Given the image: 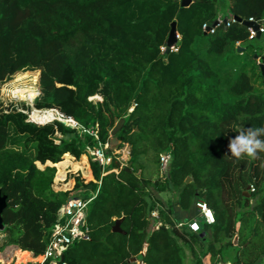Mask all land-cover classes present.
<instances>
[{
    "label": "trees",
    "instance_id": "16d2710c",
    "mask_svg": "<svg viewBox=\"0 0 264 264\" xmlns=\"http://www.w3.org/2000/svg\"><path fill=\"white\" fill-rule=\"evenodd\" d=\"M181 1L0 0V86L38 69L34 107L79 124L30 121V105L0 94V250L44 254L64 204L82 197L89 238L64 252L69 264H207V255L264 264V153L236 159L227 147L238 129L264 126V75L238 51L252 40L242 22L203 30L234 15L264 20V0ZM174 20L180 41L165 52ZM113 138L129 148L117 172L89 153ZM86 155L94 180L74 175L72 189L56 190V174L86 166ZM200 200L214 223L200 216ZM118 220L122 231H113Z\"/></svg>",
    "mask_w": 264,
    "mask_h": 264
},
{
    "label": "built area",
    "instance_id": "2783aa9c",
    "mask_svg": "<svg viewBox=\"0 0 264 264\" xmlns=\"http://www.w3.org/2000/svg\"><path fill=\"white\" fill-rule=\"evenodd\" d=\"M246 20L256 21L259 24L258 30L254 29L253 27H248L249 32H250L249 33L250 39H255L258 33H260L261 36L264 34V20L263 19L250 17ZM236 21L237 20L234 17L230 19L219 18L217 25L211 26L208 23H204L203 30L214 33L217 26L221 24H225L226 26H229L232 22H236ZM176 49L177 47L174 48V50ZM261 62L264 63V59L261 60L260 58H258V64ZM133 108H134V104L131 106L130 111H132ZM48 110H51L55 113V118L52 119L51 121L57 119L59 121L66 123L69 126L79 127L78 122L74 118L70 116H66L63 112H61L57 108L44 109V110H39V111H48ZM25 112L28 113L29 120L32 121L33 120L31 117L32 111L29 113V110H25ZM85 131L95 135L98 138V133L96 130L85 129L84 132ZM109 148H110V144L106 143L105 145L100 146L99 148H89V153L91 156H93L94 159L99 160L102 165H108L114 161H118L121 163V166H122L123 159L119 158L120 152H118L117 154L108 153L107 150ZM170 160H171L170 154H166V153L161 154L160 161H161V172L162 173L168 170ZM113 170L116 172L118 171V169L116 168H113ZM67 182H68L67 173L65 174L63 178H60L59 180H57V174H56L54 184H57L56 186L60 187V188H57L58 190H69V189H63L62 187L63 185H66ZM89 201L90 200H85L82 197L70 198L64 204L60 218L55 223V225L53 226L51 230L49 242H48V245H47V248L44 254L39 255L42 258L37 259L38 257L32 254L31 260L22 262V264H69L65 260L64 252L68 249V247L73 242L77 240L89 238V233H88L89 229L85 223V218L87 215V206H88ZM198 207L200 210V216L204 218L207 223L212 224L215 222L214 213L204 200H200L198 202ZM153 215L158 216V213L154 211ZM189 226L191 229L195 231H198L200 228V224L198 220L191 221L189 223Z\"/></svg>",
    "mask_w": 264,
    "mask_h": 264
},
{
    "label": "rangeland",
    "instance_id": "374dc122",
    "mask_svg": "<svg viewBox=\"0 0 264 264\" xmlns=\"http://www.w3.org/2000/svg\"><path fill=\"white\" fill-rule=\"evenodd\" d=\"M243 48H245V50H244L245 55H246L245 57H247L248 60L256 62L257 59H258V58H255L256 55L259 56L261 60H263L264 59V34L260 38L257 37L256 39L247 40L246 42H244ZM24 72L25 73L28 72V75L26 77H22L21 78L20 76ZM17 87H23V88L29 87V88H32V89H36V88H39V89H36L38 92L33 96L32 99H30V98L28 99L26 96H24V97L22 96L21 97L19 94H17L14 91L15 88H17ZM257 88H260V90H262V89H264V86H262L260 82H257ZM39 93H40V70H38V69L37 70H26V71L18 72L16 74H14L11 77V79H9L8 81L4 82L0 86V94H1L2 99L5 101V104L8 105L10 102H14V103H17V104L20 105L21 102H25L26 104L31 106V110H29L30 112L35 109L34 108V99ZM98 96L99 95L93 96V97H91V99L96 100V101L97 100H102V98L100 96L99 97ZM117 124H118V122H117ZM117 145H118L117 140L115 138H113L111 140V143H110V147H113V152L112 153L117 154L118 152H120L119 158L123 159L122 160L123 161L122 166L126 165L127 161H128V158H129L128 145H126L125 147H123L121 149H117L118 148ZM71 158H72V161L74 163H81L83 161L81 157L78 158V159H76L75 157H71ZM87 161H88V163H90L88 157H87V160H86V166H88L87 165ZM80 165L82 167L78 168V169H75L74 166H72V165H69L65 169V174L67 173L68 181H69V179H70V181L73 180V179L70 178L71 175L73 176L74 174H78V173H80L81 176L85 180H87V178L84 177V175L86 174L87 167L85 166L84 163H83V165L82 164H80ZM58 171L59 170H58V167H57V173H58ZM62 187H63V189H68V188H70V184H68V185L66 184V185H64ZM54 188L56 190H58L57 188H60V187L54 186ZM199 221L201 222L202 219H200ZM0 251H3V250H0ZM18 257L19 256H17V255L14 256V259H12V261L9 260L8 264H16L17 261H18ZM37 257H38L37 259H41L42 258L41 256H37ZM39 257H41V258H39ZM216 258H211L210 255H207V257H206L207 264H217V262L215 261ZM28 260H31V258L28 259ZM23 262H25V261H23ZM20 264H22V262ZM218 264H221V263H218Z\"/></svg>",
    "mask_w": 264,
    "mask_h": 264
},
{
    "label": "water",
    "instance_id": "95a60500",
    "mask_svg": "<svg viewBox=\"0 0 264 264\" xmlns=\"http://www.w3.org/2000/svg\"><path fill=\"white\" fill-rule=\"evenodd\" d=\"M192 0H182L181 1V5L182 6H188L190 3H191ZM234 18L239 21V22H242L244 25H246L247 27H253L254 29L258 30L259 29V24L256 22V21H248V20H243L240 16L238 15H234ZM218 24V21H216L214 23V25H217ZM206 33L208 31H205ZM258 38L261 37V34L258 33L257 35ZM180 41V34H179V31H178V27H177V21L174 20L172 23H171V30H170V33H169V36H168V39H167V45L165 47V52H170L172 50H174V48L177 47L178 43ZM238 51H244V48L241 47V46H238ZM255 58H258V56L256 55ZM259 67H260V70L262 72V74L264 75V63L261 62L259 64ZM40 77H41V71H40ZM33 122H36L38 124H44V123H47V122H37L35 120H32ZM124 121L125 119L122 118L118 124L116 125V127L112 130V135H115L123 126L124 124ZM118 147V145H117ZM52 162H48L47 164H51ZM121 166V163L118 162V161H114L113 162V168H116L118 169L119 167ZM130 166L131 164H129L127 166V170H130ZM191 181V178L188 177L187 178V182H190ZM246 195H248V193H246ZM6 204H7V201H6V197L3 196L1 194V190H0V230L3 229L4 227V224H3V217H2V212L4 210V208L6 207ZM113 231H122L121 229V226H120V220L117 221V223L115 224L114 228H113Z\"/></svg>",
    "mask_w": 264,
    "mask_h": 264
},
{
    "label": "clouds",
    "instance_id": "9594fccd",
    "mask_svg": "<svg viewBox=\"0 0 264 264\" xmlns=\"http://www.w3.org/2000/svg\"><path fill=\"white\" fill-rule=\"evenodd\" d=\"M237 132L227 145L230 156L236 159H259V154L264 153V126L243 127Z\"/></svg>",
    "mask_w": 264,
    "mask_h": 264
},
{
    "label": "bare ground",
    "instance_id": "6f19581e",
    "mask_svg": "<svg viewBox=\"0 0 264 264\" xmlns=\"http://www.w3.org/2000/svg\"><path fill=\"white\" fill-rule=\"evenodd\" d=\"M28 75V72L26 74H24L22 77H26ZM35 79V78H34ZM33 79V80H34ZM17 80V79H16ZM32 81V80H31ZM38 83V82H37ZM35 85V84H34ZM36 89H39V88H36ZM36 89H32V88H29V87H17L15 88V92L17 94H19L21 97L23 96H26L28 99H32L33 96L38 92ZM12 90V89H11ZM15 95V94H14ZM99 97V96H98ZM35 108V107H34ZM30 112V111H29ZM31 117L33 120L37 121V122H47V121H51L52 119L55 118V113L51 110H48V111H39L37 109H34L32 112H31ZM16 253H18V262L17 264H20L21 262L23 261H26L28 259H30L31 255L29 253V251H24V250H18Z\"/></svg>",
    "mask_w": 264,
    "mask_h": 264
},
{
    "label": "crops",
    "instance_id": "0c3cea01",
    "mask_svg": "<svg viewBox=\"0 0 264 264\" xmlns=\"http://www.w3.org/2000/svg\"><path fill=\"white\" fill-rule=\"evenodd\" d=\"M86 156L88 157V155H86ZM71 157H74V156L71 155ZM55 164L51 163V165H55ZM87 165L88 166H86L87 167L86 174L84 175V177L87 178L86 182H88L90 180H94L91 165H90V163H88V161H87ZM78 174H80V173H78ZM78 174H74V175H78ZM74 175L73 176L71 175V177H70L73 180L70 181V179H69V181L67 182V185L70 184V188H68V189H72L75 185ZM56 185L57 184H54V186H56ZM18 250H21V249L17 248L15 245H10V246L6 247L3 251H0V264H8L9 260H11L12 258L14 259V256H16V255L18 256V253H16ZM29 253L31 255L33 254L30 251H29Z\"/></svg>",
    "mask_w": 264,
    "mask_h": 264
}]
</instances>
